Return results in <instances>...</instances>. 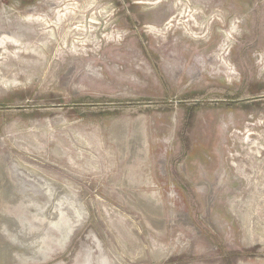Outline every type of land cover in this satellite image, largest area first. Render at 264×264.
I'll return each instance as SVG.
<instances>
[{
  "label": "rangeland",
  "instance_id": "1",
  "mask_svg": "<svg viewBox=\"0 0 264 264\" xmlns=\"http://www.w3.org/2000/svg\"><path fill=\"white\" fill-rule=\"evenodd\" d=\"M262 178L264 0H0L8 264H264Z\"/></svg>",
  "mask_w": 264,
  "mask_h": 264
},
{
  "label": "bare ground",
  "instance_id": "2",
  "mask_svg": "<svg viewBox=\"0 0 264 264\" xmlns=\"http://www.w3.org/2000/svg\"><path fill=\"white\" fill-rule=\"evenodd\" d=\"M74 14V13H73ZM71 19V16H69V15H66L64 18H63V20H61V22L62 21H65V20H70ZM73 19V18H72ZM81 21H82V19H81ZM92 21V20H91ZM94 21V20H93ZM172 21V20H171ZM235 144V143H234ZM237 147V146H236ZM236 149V148H235ZM238 153V152H237ZM240 153V152H239ZM249 153V152H248ZM246 154V153H245ZM247 156H248V154H247ZM233 157V156H232ZM227 160V159H226ZM235 160V159H234ZM259 164V163H258ZM237 166V165H236ZM260 168V167H259ZM224 169H225V167H224ZM227 173V172H226ZM261 173V172H260ZM235 177H238V176H235ZM240 177V176H239ZM238 179V178H237ZM241 179H242V177H241ZM245 179V178H244ZM262 179H264V178H262ZM246 180V179H245ZM242 181V180H241ZM251 181V180H250ZM226 182V181H225ZM231 184V183H230ZM241 184V183H240ZM212 186V185H211ZM228 186V185H227ZM231 186V185H230ZM243 186H244V184H243ZM255 187H257V186H255ZM219 188H220V186H219ZM227 189V188H226ZM232 189V188H231ZM250 189V188H249ZM220 190V189H219ZM225 190V189H224ZM231 191V190H230ZM226 192V191H225ZM263 192V191H262ZM224 193V192H223ZM227 193H229V192H227ZM226 193V194H227ZM212 194V193H211ZM220 195V194H219ZM225 195V194H224ZM249 197V196H248ZM227 198V197H226ZM225 198V199H226ZM243 198V197H242ZM256 202V201H255ZM244 203V202H243ZM242 204V203H241ZM213 205V204H212ZM234 210V209H233ZM232 217V216H231ZM209 218V217H208ZM241 219H243V218H241ZM249 220V219H248ZM240 224V223H239ZM56 227H58V226H56ZM235 227V226H234ZM261 227V226H260ZM258 231V230H257ZM28 234V233H27ZM250 234V233H249ZM259 234L260 235H263L264 236V232H263V230H261L260 229V231H259ZM240 236V235H239ZM34 237V236H33ZM36 237V236H35ZM25 238V237H24ZM32 239V238H31ZM43 239V238H42ZM25 240H26V238H25ZM36 241H38V240H36ZM45 241V240H44ZM47 241H48V239H47ZM40 242L41 241H39V244H40ZM25 243H26V241H25ZM30 244V243H29ZM41 244H42V242H41ZM40 244V245H41ZM46 244V243H45ZM24 245V244H23ZM40 245H37V243H36V245H35V248L36 249H39L38 247H41ZM15 246V245H14ZM25 246V245H24ZM8 247V246H7ZM21 248H23V247H21ZM3 250H6L5 249V247L3 248ZM2 250V251H3ZM23 250V249H22ZM25 250V249H24ZM15 251V250H14ZM19 253H21V252H19ZM13 254H15V253H13ZM17 254V253H16ZM147 256V255H146ZM14 257V256H13ZM6 258H7V253H3L2 255H0V261H2V262H0V264H8L9 263V261H7L6 260ZM17 258V257H16Z\"/></svg>",
  "mask_w": 264,
  "mask_h": 264
}]
</instances>
